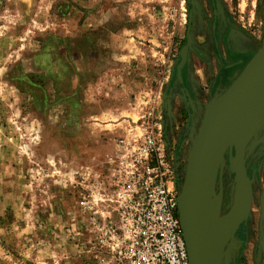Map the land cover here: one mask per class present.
<instances>
[{"label": "rangeland", "instance_id": "374dc122", "mask_svg": "<svg viewBox=\"0 0 264 264\" xmlns=\"http://www.w3.org/2000/svg\"><path fill=\"white\" fill-rule=\"evenodd\" d=\"M123 26L154 35L142 38L158 51L147 99L166 77L179 86L184 69L193 89L177 91L160 111L180 192L206 113L264 47V0H0V264H101L78 205V185L89 174L78 168L82 151L70 164L58 161L68 159L61 145L73 135L60 128V110L48 98L50 61L61 52L63 82L74 72L70 53L84 50L99 29ZM169 68L173 77L164 74ZM243 156L251 200L223 264H264V104ZM223 158L214 186L228 212L237 174L228 151Z\"/></svg>", "mask_w": 264, "mask_h": 264}, {"label": "built area", "instance_id": "2783aa9c", "mask_svg": "<svg viewBox=\"0 0 264 264\" xmlns=\"http://www.w3.org/2000/svg\"><path fill=\"white\" fill-rule=\"evenodd\" d=\"M163 86L115 139L105 168L78 185V205L101 264H189L177 167L160 114Z\"/></svg>", "mask_w": 264, "mask_h": 264}, {"label": "crops", "instance_id": "0c3cea01", "mask_svg": "<svg viewBox=\"0 0 264 264\" xmlns=\"http://www.w3.org/2000/svg\"><path fill=\"white\" fill-rule=\"evenodd\" d=\"M90 34L94 31L87 33V38ZM95 36L87 39L84 50L70 53L74 72L63 77V82L61 72L66 64L61 52L55 50L50 61L55 79L51 82L54 91L48 98L55 101L53 106L60 110V128L73 135L72 139L65 138L61 145L68 159L59 157L58 161L70 164L75 150H80L83 157L79 158L78 168L86 174L105 168L115 139L124 135L130 123L151 107L147 95L158 77L155 69L158 51L142 39L154 36L150 29L130 26L99 29ZM184 71L177 73L182 80L179 86H173L172 68L164 72L168 76L172 74L171 82L166 77L163 87L165 109L177 91L186 95L193 90L188 89L189 78ZM45 86L50 89L49 83ZM31 116L39 121L38 114ZM82 135L83 138L74 139Z\"/></svg>", "mask_w": 264, "mask_h": 264}, {"label": "water", "instance_id": "95a60500", "mask_svg": "<svg viewBox=\"0 0 264 264\" xmlns=\"http://www.w3.org/2000/svg\"><path fill=\"white\" fill-rule=\"evenodd\" d=\"M254 57L244 71L209 108L196 134L189 155L178 203V214L188 249L189 264H214L204 235L201 214L203 194L200 186L201 178L207 175L215 163L219 162L228 151L232 170L234 171L233 156H236L238 167L244 179L249 182L243 146L241 143L222 144L221 137L224 134L225 125L234 104L242 103L239 120L240 127L243 128L252 106L264 95V60L257 65H251ZM212 173L215 184L214 170ZM241 220H239L238 225Z\"/></svg>", "mask_w": 264, "mask_h": 264}, {"label": "bare ground", "instance_id": "6f19581e", "mask_svg": "<svg viewBox=\"0 0 264 264\" xmlns=\"http://www.w3.org/2000/svg\"><path fill=\"white\" fill-rule=\"evenodd\" d=\"M264 60V49L258 53L251 65H257ZM264 104V95L254 104L248 114L243 128L240 127V115L242 103L238 102L232 107L230 116L226 122L224 134L221 137L222 144L241 143L245 146L249 143L256 131V126L261 115ZM224 158L215 163L207 175L200 180L202 189L201 214L204 226L206 245L210 249L214 264H223L224 247L234 236L239 220H241L248 210L251 200V184L247 182L237 164L236 156H233L232 165L237 174L232 194V206L228 212L223 211V206L218 195L215 193V175Z\"/></svg>", "mask_w": 264, "mask_h": 264}]
</instances>
